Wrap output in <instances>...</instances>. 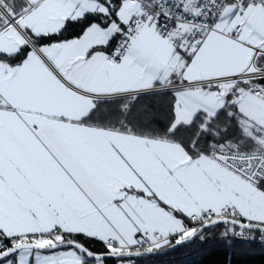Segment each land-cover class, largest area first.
I'll return each instance as SVG.
<instances>
[{
    "label": "snow or ice",
    "instance_id": "obj_1",
    "mask_svg": "<svg viewBox=\"0 0 264 264\" xmlns=\"http://www.w3.org/2000/svg\"><path fill=\"white\" fill-rule=\"evenodd\" d=\"M162 94L160 127L137 106ZM216 228L264 238V0H0V264Z\"/></svg>",
    "mask_w": 264,
    "mask_h": 264
},
{
    "label": "trees",
    "instance_id": "obj_2",
    "mask_svg": "<svg viewBox=\"0 0 264 264\" xmlns=\"http://www.w3.org/2000/svg\"><path fill=\"white\" fill-rule=\"evenodd\" d=\"M85 26L81 23L70 24L64 38L80 34ZM171 103V94L147 95L140 99L137 108L148 109L155 116L156 123L163 127L164 114ZM105 108L111 110L114 106L106 105ZM221 231L222 228L209 230L205 240L197 238L164 255L134 258L135 264H264V247L225 241L220 238ZM87 244L93 250H104L103 244L95 240H89ZM107 264H120V261L118 258H109Z\"/></svg>",
    "mask_w": 264,
    "mask_h": 264
},
{
    "label": "built area",
    "instance_id": "obj_3",
    "mask_svg": "<svg viewBox=\"0 0 264 264\" xmlns=\"http://www.w3.org/2000/svg\"><path fill=\"white\" fill-rule=\"evenodd\" d=\"M227 241H233L249 246L264 247V238L261 237L259 232L248 233L245 237H229ZM124 264H135L134 258L124 259Z\"/></svg>",
    "mask_w": 264,
    "mask_h": 264
},
{
    "label": "water",
    "instance_id": "obj_4",
    "mask_svg": "<svg viewBox=\"0 0 264 264\" xmlns=\"http://www.w3.org/2000/svg\"><path fill=\"white\" fill-rule=\"evenodd\" d=\"M191 243V242H190ZM190 243H185V244H182L180 246H175V247H169V248H163V249H160L158 251H155L153 253H150V254H145V255H141V256H131V257H125L124 259H132V258H141V257H154V256H159V255H164V254H167L169 253L170 251L178 248V247H181V246H184V245H187V244H190Z\"/></svg>",
    "mask_w": 264,
    "mask_h": 264
},
{
    "label": "crops",
    "instance_id": "obj_5",
    "mask_svg": "<svg viewBox=\"0 0 264 264\" xmlns=\"http://www.w3.org/2000/svg\"><path fill=\"white\" fill-rule=\"evenodd\" d=\"M95 241H97V240H95ZM97 242H99V241H97ZM101 243V242H100Z\"/></svg>",
    "mask_w": 264,
    "mask_h": 264
},
{
    "label": "rangeland",
    "instance_id": "obj_6",
    "mask_svg": "<svg viewBox=\"0 0 264 264\" xmlns=\"http://www.w3.org/2000/svg\"><path fill=\"white\" fill-rule=\"evenodd\" d=\"M208 235H210V234H208Z\"/></svg>",
    "mask_w": 264,
    "mask_h": 264
}]
</instances>
